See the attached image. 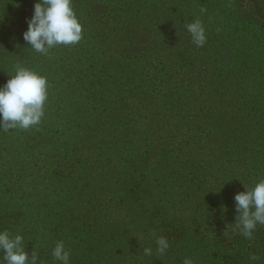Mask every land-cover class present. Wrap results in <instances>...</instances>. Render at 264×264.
Here are the masks:
<instances>
[{
    "label": "rangeland",
    "instance_id": "obj_1",
    "mask_svg": "<svg viewBox=\"0 0 264 264\" xmlns=\"http://www.w3.org/2000/svg\"><path fill=\"white\" fill-rule=\"evenodd\" d=\"M11 1L0 0V86L22 66L47 77L48 99L40 124L0 129V173L14 177L23 168L11 166L16 156L8 141L46 135L56 143L42 149L39 165L63 170L56 178L23 170L11 191L24 193L13 203L32 232L29 259L42 249L37 264H60L52 251L62 241L70 264H183L185 257L197 264L178 237L167 238L163 255L156 239L164 225L183 226L201 206L235 207L237 193L264 179V0H72L82 39L47 55L23 39L32 14L15 9L25 0ZM196 19L206 29L202 47L186 28ZM56 151L66 163L45 158ZM130 164L145 184L118 216ZM66 175L78 181L67 194L73 212L51 233L48 212L38 208L55 196L50 179ZM155 201L161 208L150 216ZM204 214L197 225L186 223L190 242L197 233L211 235L209 225L224 216ZM149 247L152 255H145Z\"/></svg>",
    "mask_w": 264,
    "mask_h": 264
},
{
    "label": "trees",
    "instance_id": "obj_2",
    "mask_svg": "<svg viewBox=\"0 0 264 264\" xmlns=\"http://www.w3.org/2000/svg\"><path fill=\"white\" fill-rule=\"evenodd\" d=\"M7 1L10 3L12 2L11 0ZM15 10L18 13H22L24 15H27L28 13H31L33 15L34 7L31 6V3L29 4L25 0ZM11 22L14 28L18 29V22H16L15 20ZM85 33L88 34L87 32ZM121 57L124 58V60H128L131 55H126V53H123ZM62 60L64 59H60V61ZM56 65L59 67V69L64 71L65 64H63L62 66L59 62H57ZM121 67L126 70L124 64ZM109 72L112 71L109 70ZM42 139L43 140H41L40 142H37L36 137L34 136L29 139H20V137H18L16 139H12L14 141H8V143L11 144V147L14 148L13 155L16 156V159L14 160L15 164L10 163L12 164L11 166L18 165L23 168L17 169V171L19 172L16 176H14L15 178L11 173H0V230H5L6 228L12 237H14L15 235L23 236V244L28 252L29 250L27 248V245H29V249H34L30 248L34 243V239L29 238L32 235L30 227L21 226L23 221L20 219L19 214L22 209L20 211H17L18 206H16L17 204H19L20 200H24V197L22 195L24 193L16 196V194H12L11 191L16 188V183L20 182L21 174L24 172L27 175L24 173L23 176L28 177L31 173V175H43L44 178H56L63 173V170L59 173L55 165L50 167L39 165V161L43 156L42 149L45 148L47 150H52L51 148L46 146L52 144L55 145L56 143L54 137L51 135H46V137H43ZM1 140L2 138L0 139V143ZM21 140L25 141L22 142ZM34 158H36V163L31 167L30 171L28 160H32ZM45 158H60L61 163H64L66 157L64 159H61L60 153L56 151V153L52 156H46ZM21 161L22 163H19ZM139 172L140 171H138L134 164H130V166L127 167V171H125L124 173L125 175H127V178L123 179V181L120 183L121 190L119 192L120 198L118 200V207L120 208V212L118 216H122L125 214L121 210L123 206L130 205L131 207H133L135 202L138 201L136 199H140L137 188H142L144 186L146 178L144 179V176H141ZM63 178L64 179L61 180L50 179V182L47 185L55 189V196L51 199L48 205H43L42 207L38 208L39 211L48 212V215L45 217L46 219L44 221V226L46 225L45 227L49 228V231L51 233H58L60 231V224L62 222H66L69 214L73 212L68 201L69 196H67V194L71 190V184H78V181L75 177H70V175L69 177L68 175H66ZM8 179L9 181H7ZM202 182L203 181L201 180V183ZM59 188L62 189L65 194L63 192H59ZM30 194H32V192ZM14 198L16 202L13 200ZM13 201L16 205L13 203ZM23 204L24 202L22 201V205ZM148 207L144 211L145 213L147 212ZM156 207L160 206L157 205L155 201L151 208L150 216L152 215V213L156 212V210H159ZM173 208L175 207L173 206ZM201 208L203 209L195 211L193 213V217H189L190 219H188L187 222H184V225L181 227L176 228V226H174L172 229L169 226L170 223L164 225L162 229L163 234L159 235H166L164 237L169 239L173 236L178 237V244H181V246L187 253L194 252L197 264H264V225H258L253 233L252 238L249 239L244 237L241 234L239 228L235 225L238 214L233 205L222 204L220 205L219 209H216V206L214 204V208H210L208 209V211H206L203 206H201ZM219 212H221V214L224 216L219 217L214 225H209L208 229L212 233L211 235H209L208 237H204L202 235L199 236L197 233V236L194 238V240L191 239L192 242L187 239L186 223L192 222L197 225L200 220H203L206 217L204 213H211L215 215ZM213 220L214 219H211V222H213ZM153 226L154 225H152V230L156 229L157 226ZM171 230L175 231V234L172 235ZM42 231L45 235H47V232L45 230ZM172 242L173 245L176 246L177 241ZM41 251L42 249L37 250L36 253L38 254ZM0 256H3L2 250H0ZM252 257H256V259H252Z\"/></svg>",
    "mask_w": 264,
    "mask_h": 264
},
{
    "label": "clouds",
    "instance_id": "obj_3",
    "mask_svg": "<svg viewBox=\"0 0 264 264\" xmlns=\"http://www.w3.org/2000/svg\"><path fill=\"white\" fill-rule=\"evenodd\" d=\"M205 13L206 9H201ZM27 30L23 39L36 52L47 55L57 45H72L81 41L83 26L72 6V0H38L33 15L27 19ZM192 41L202 47L207 40L206 29L196 19L186 25ZM48 99V80L38 72L17 66L3 86H0V129H29L40 124ZM234 196L237 220L235 225L241 234L251 239L258 225H264V179L259 180L250 190ZM23 236L12 237L7 230H0V264H37L38 256L33 252L31 259L25 250ZM156 251L163 255L170 247L166 237L156 239ZM152 249L145 248V255H152ZM60 264H70V252L65 244L58 242L52 251ZM256 259V257H252ZM41 264V261L39 262ZM183 264H194L191 257H185Z\"/></svg>",
    "mask_w": 264,
    "mask_h": 264
}]
</instances>
